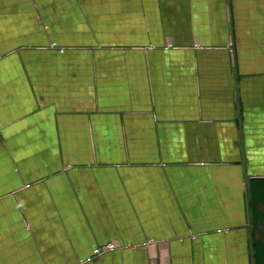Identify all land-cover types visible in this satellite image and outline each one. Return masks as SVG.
<instances>
[{"label": "crops", "instance_id": "crops-1", "mask_svg": "<svg viewBox=\"0 0 264 264\" xmlns=\"http://www.w3.org/2000/svg\"><path fill=\"white\" fill-rule=\"evenodd\" d=\"M0 264H264V0H0Z\"/></svg>", "mask_w": 264, "mask_h": 264}, {"label": "built area", "instance_id": "built-area-1", "mask_svg": "<svg viewBox=\"0 0 264 264\" xmlns=\"http://www.w3.org/2000/svg\"><path fill=\"white\" fill-rule=\"evenodd\" d=\"M114 245L113 244H106L105 246H103L102 248H99L97 250L94 251V256L99 257L104 253H107L109 251H112L114 249Z\"/></svg>", "mask_w": 264, "mask_h": 264}]
</instances>
